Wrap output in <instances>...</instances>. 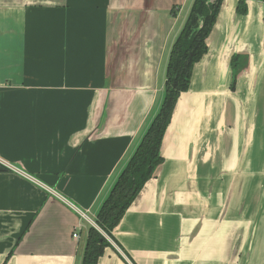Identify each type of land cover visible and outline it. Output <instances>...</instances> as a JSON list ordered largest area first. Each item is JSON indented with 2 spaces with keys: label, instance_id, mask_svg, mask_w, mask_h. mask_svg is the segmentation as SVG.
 <instances>
[{
  "label": "crops",
  "instance_id": "1",
  "mask_svg": "<svg viewBox=\"0 0 264 264\" xmlns=\"http://www.w3.org/2000/svg\"><path fill=\"white\" fill-rule=\"evenodd\" d=\"M236 1L97 264H264V6ZM192 2L0 0V264H81L78 212L95 220L158 112ZM228 50L248 58L234 90Z\"/></svg>",
  "mask_w": 264,
  "mask_h": 264
},
{
  "label": "trees",
  "instance_id": "2",
  "mask_svg": "<svg viewBox=\"0 0 264 264\" xmlns=\"http://www.w3.org/2000/svg\"><path fill=\"white\" fill-rule=\"evenodd\" d=\"M222 1L193 0L170 49L161 105L97 212L95 223L99 230L94 227L88 229L81 264H97L105 250L113 247L106 237L113 241L112 231L163 163L160 151L165 132L178 98L189 90L194 66L207 53L206 40L214 27ZM246 1L238 0V15L247 13ZM254 1L264 3V0ZM247 60L246 55L232 57L231 90H234L238 74L246 68ZM7 171L0 164V173Z\"/></svg>",
  "mask_w": 264,
  "mask_h": 264
},
{
  "label": "water",
  "instance_id": "3",
  "mask_svg": "<svg viewBox=\"0 0 264 264\" xmlns=\"http://www.w3.org/2000/svg\"><path fill=\"white\" fill-rule=\"evenodd\" d=\"M214 1V0H212ZM249 2H256L258 3L259 5L261 6H264V3L261 2V1H254V0H247L246 1V5H247V13H248V8H249ZM237 5H238V0L236 1V7H235V11H234V19H236L237 17H241L242 15H238L237 12H236V9H237ZM246 15V14H245ZM200 26H201V23H200ZM233 27H235V25L233 24ZM235 51H230L228 50L227 52L225 51L224 52V55H225V67H226V73L228 74L229 72L231 73V78H232V70H231V60H232V57L235 55ZM237 79V77H236ZM255 82H256V79L254 80V83H253V87H252V91L254 90V87H255ZM224 83V78H220L219 80V84L222 85ZM231 84V82H230ZM236 84V83H235ZM246 119V112L245 111H242V121H244ZM246 141L244 140L242 142V152H245L246 151ZM160 154L162 156V153L160 151Z\"/></svg>",
  "mask_w": 264,
  "mask_h": 264
},
{
  "label": "built area",
  "instance_id": "4",
  "mask_svg": "<svg viewBox=\"0 0 264 264\" xmlns=\"http://www.w3.org/2000/svg\"><path fill=\"white\" fill-rule=\"evenodd\" d=\"M79 214H80V216L83 218V219H85L92 227H94L95 229H97V230H99L98 229V227H97V225H96V223H95V220L94 221H92V220H90L84 213H82V212H78ZM72 237L74 238V239H77L78 238V234L77 233H73V235H72ZM108 240H109V242L111 243V244H113L112 243V241L108 238V237H106ZM118 250V249H117ZM119 251V250H118ZM120 252V251H119ZM120 254H122V252H120ZM123 255V254H122Z\"/></svg>",
  "mask_w": 264,
  "mask_h": 264
},
{
  "label": "rangeland",
  "instance_id": "5",
  "mask_svg": "<svg viewBox=\"0 0 264 264\" xmlns=\"http://www.w3.org/2000/svg\"><path fill=\"white\" fill-rule=\"evenodd\" d=\"M89 225H90V224H89ZM90 227H92V226L90 225ZM111 245L114 246V244H111ZM115 248H117L120 252H122L118 247H115ZM117 249H116V250H117ZM119 251H118V252H119Z\"/></svg>",
  "mask_w": 264,
  "mask_h": 264
}]
</instances>
